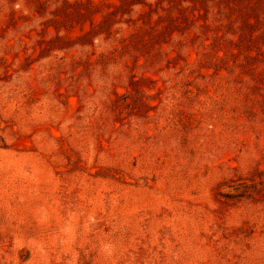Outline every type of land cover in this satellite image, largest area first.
<instances>
[{
	"label": "rangeland",
	"instance_id": "obj_1",
	"mask_svg": "<svg viewBox=\"0 0 264 264\" xmlns=\"http://www.w3.org/2000/svg\"><path fill=\"white\" fill-rule=\"evenodd\" d=\"M0 264H264V0H0Z\"/></svg>",
	"mask_w": 264,
	"mask_h": 264
}]
</instances>
